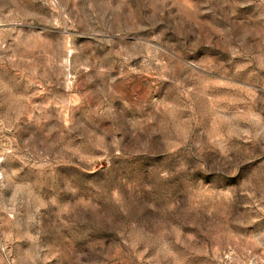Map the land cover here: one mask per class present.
<instances>
[{
  "label": "rangeland",
  "instance_id": "374dc122",
  "mask_svg": "<svg viewBox=\"0 0 264 264\" xmlns=\"http://www.w3.org/2000/svg\"><path fill=\"white\" fill-rule=\"evenodd\" d=\"M0 264H264V0H0Z\"/></svg>",
  "mask_w": 264,
  "mask_h": 264
}]
</instances>
